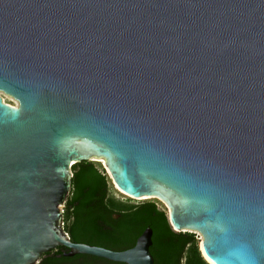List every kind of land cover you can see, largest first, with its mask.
<instances>
[{
	"label": "water",
	"instance_id": "water-1",
	"mask_svg": "<svg viewBox=\"0 0 264 264\" xmlns=\"http://www.w3.org/2000/svg\"><path fill=\"white\" fill-rule=\"evenodd\" d=\"M98 161L207 264H264V0H0V264H154L151 229L123 252L64 231Z\"/></svg>",
	"mask_w": 264,
	"mask_h": 264
},
{
	"label": "trees",
	"instance_id": "trees-1",
	"mask_svg": "<svg viewBox=\"0 0 264 264\" xmlns=\"http://www.w3.org/2000/svg\"><path fill=\"white\" fill-rule=\"evenodd\" d=\"M71 172V191L63 215L67 224V227L64 224V231L72 243L123 252L133 248L142 233L151 229L149 252L154 264H177L183 255L186 257L184 264H207L201 257L194 234L175 233L166 211L158 207V201L130 205L114 199L110 195V179L99 163L82 162L72 166ZM185 243H189V247L184 252ZM87 258L92 260L86 264H115ZM73 261L60 251H54L43 255L39 264H72Z\"/></svg>",
	"mask_w": 264,
	"mask_h": 264
},
{
	"label": "rangeland",
	"instance_id": "rangeland-1",
	"mask_svg": "<svg viewBox=\"0 0 264 264\" xmlns=\"http://www.w3.org/2000/svg\"><path fill=\"white\" fill-rule=\"evenodd\" d=\"M1 97H2V99L4 100V103H6V104H8V105H11V106H16V102L13 100V99H11V98H9V97H7V96H5V95H3V94H1ZM6 97V98H5ZM95 163H99L100 165H101V167H102V169L105 171V173L107 174V172H106V170L104 169V165H103V162L102 161H98V162H95ZM108 176V175H107ZM109 178V177H108ZM109 186H110V195L114 198V199H116V200H118V201H120V202H123V203H128V204H130V205H137V204H139V203H141V202H144V201H141V200H134V199H130V198H128V197H126V196H124L117 188H116V186L111 182V180H110V184H109ZM158 207L160 208V209H162V210H164V211H166V209H165V207L160 203V202H158ZM184 233H186V232H184ZM189 234H194V238H195V241H196V243H197V246H198V249L200 248V243H201V236L199 235V234H197V233H189ZM199 252H200V250H199ZM201 254V253H200ZM201 257H202V255H201ZM203 258V257H202Z\"/></svg>",
	"mask_w": 264,
	"mask_h": 264
},
{
	"label": "flooded vegetation",
	"instance_id": "flooded-vegetation-1",
	"mask_svg": "<svg viewBox=\"0 0 264 264\" xmlns=\"http://www.w3.org/2000/svg\"><path fill=\"white\" fill-rule=\"evenodd\" d=\"M65 224V223H64ZM65 227H67V224H65ZM187 243L184 244V252L188 249L189 247V243L186 245ZM65 249V248H64ZM54 251H60V253H62V255L64 256V254L68 253V250L65 249V251L61 250L60 248L54 250ZM52 251V252H54ZM63 251V252H62ZM185 254V253H184ZM91 257V256H90ZM67 258V257H66ZM71 259H73V263L72 264H86V262H91V258H87V256H83V255H78V256H74V257H69ZM185 255L182 256V258L180 259L179 263L177 264H184L185 262ZM92 264H101L99 262H95ZM117 264V263H115Z\"/></svg>",
	"mask_w": 264,
	"mask_h": 264
},
{
	"label": "clouds",
	"instance_id": "clouds-1",
	"mask_svg": "<svg viewBox=\"0 0 264 264\" xmlns=\"http://www.w3.org/2000/svg\"><path fill=\"white\" fill-rule=\"evenodd\" d=\"M235 258L238 260V261H241V264H242V261H243V255L241 253H235Z\"/></svg>",
	"mask_w": 264,
	"mask_h": 264
},
{
	"label": "bare ground",
	"instance_id": "bare-ground-1",
	"mask_svg": "<svg viewBox=\"0 0 264 264\" xmlns=\"http://www.w3.org/2000/svg\"><path fill=\"white\" fill-rule=\"evenodd\" d=\"M6 98V97H5ZM4 101V100H3ZM209 262V261H208ZM210 263V262H209ZM211 264V263H210Z\"/></svg>",
	"mask_w": 264,
	"mask_h": 264
}]
</instances>
